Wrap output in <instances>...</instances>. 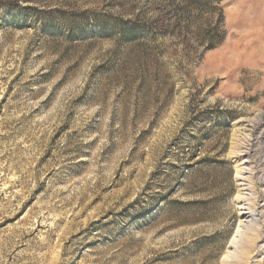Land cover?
<instances>
[{
  "label": "rangeland",
  "instance_id": "374dc122",
  "mask_svg": "<svg viewBox=\"0 0 264 264\" xmlns=\"http://www.w3.org/2000/svg\"><path fill=\"white\" fill-rule=\"evenodd\" d=\"M0 264H264V0H0Z\"/></svg>",
  "mask_w": 264,
  "mask_h": 264
},
{
  "label": "bare ground",
  "instance_id": "6f19581e",
  "mask_svg": "<svg viewBox=\"0 0 264 264\" xmlns=\"http://www.w3.org/2000/svg\"><path fill=\"white\" fill-rule=\"evenodd\" d=\"M248 210H249V209H248ZM253 211H255V210H253ZM251 212H252V211H251ZM256 212H257V211H256ZM253 213H254V212H253ZM241 215H242L246 220H249V222L254 221V220H255L254 218H255V216H256V215L251 214V213H250V214H246V213H245V214H241ZM246 220H245V221H246ZM241 252H243V250H242Z\"/></svg>",
  "mask_w": 264,
  "mask_h": 264
}]
</instances>
